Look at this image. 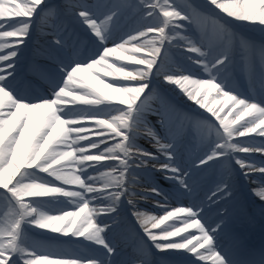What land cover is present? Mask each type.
Segmentation results:
<instances>
[{"label": "snow or ice", "instance_id": "1", "mask_svg": "<svg viewBox=\"0 0 264 264\" xmlns=\"http://www.w3.org/2000/svg\"><path fill=\"white\" fill-rule=\"evenodd\" d=\"M208 3L226 17L258 26L264 32V0ZM139 5L148 9L143 19L151 18V22L109 47L113 35L110 25L118 23L125 6L120 0H114L103 13L99 6L85 0L51 4L49 0H0V41L15 38L13 50L0 54V189L5 190L11 206L18 208L11 222L0 226V264H264V250L256 257L224 245L226 211L221 214L217 210L215 218L209 220L204 200L171 210L168 204L172 198L195 192L198 173L229 159L235 160L245 180L254 173L260 174L251 194L264 203V160L259 164L254 160L246 163L244 158L233 156L239 152L264 157V139L258 143L233 142L234 137L249 138L253 133V141L255 137L264 138V99L242 96L229 83L227 74L237 65L233 47L202 50L192 39L180 35L177 30L185 29V25L177 21H189L190 17L170 0H139ZM45 9L57 15L71 14L96 40L91 42L90 54L82 58L75 42L70 44L69 38L62 35L67 29L54 25L51 42L43 54L46 62L33 64L34 80L20 81L15 58L29 37L34 18ZM177 37L184 44L175 46L182 52L198 54V58L189 55L187 59L208 78L164 70L158 58L162 49L167 51L165 43L172 45ZM9 47L12 45L6 41L0 42V50ZM241 48L239 63L249 76L257 71L258 54L259 77L264 87V42L258 46L242 43ZM117 62H128L134 67L126 70L125 64ZM153 77H162L164 85L173 86V92L178 90L218 121V126L207 123L215 139L207 141V151L191 169L183 164L179 152L181 130L172 124L174 107L163 95L158 97L157 107L147 103L159 87H154ZM225 108L231 118L221 117ZM147 115L156 117L162 134L147 121ZM141 126L154 150L137 144ZM92 150H96L95 154ZM106 161L116 163H102ZM105 168L110 171H100ZM89 169L99 174H89ZM141 171L158 173L171 185L165 192L153 183L140 194L142 200L152 198L153 207L163 209L162 215H146L137 209L132 197L138 194L129 185L137 183ZM54 181L61 183L56 185ZM97 182L100 187L95 186ZM64 185L76 186L78 190ZM233 189L230 172L222 174L206 200L219 208L221 201L232 199ZM124 197H128L126 203L131 206L140 231L126 229L131 233L133 252L117 261L114 258L121 253L114 234L125 230L118 211ZM50 204L64 207L50 210L45 207ZM69 205L73 210H65ZM52 211L59 214H50ZM35 229L43 230L36 235L46 241L70 236L96 247L90 249L91 254L82 255L50 246H29L25 244V233ZM177 237L179 240L174 239Z\"/></svg>", "mask_w": 264, "mask_h": 264}, {"label": "bare ground", "instance_id": "2", "mask_svg": "<svg viewBox=\"0 0 264 264\" xmlns=\"http://www.w3.org/2000/svg\"><path fill=\"white\" fill-rule=\"evenodd\" d=\"M179 3L181 4L182 12H184L185 14H188L192 19H199V17L200 18H207L208 22H209V20H215V21L221 23L222 25H224L225 27H228L230 25H235V26L239 27L238 30L241 31L243 34L252 36V38L250 40H248L247 38H245V36L238 34V37L236 39L231 38V37H227L223 41V46L233 47V50L236 53V59H237V65L234 68L230 69L229 73L227 75H228L229 83L231 84V86L234 89H236L238 92H240L242 96H247L250 99L254 97L257 101L264 99V87H262V81L259 77V56H258V54L255 57V64H256L257 71H256V73L252 74L251 76H249L248 74H246L245 72L242 71V68H241L240 63H239V53L242 51V48H241L242 43H244V44L251 43L253 45L258 46L260 43L264 42V32L261 31L260 27L252 26L247 22H239V21L233 20L232 18L226 17L225 14L220 13L218 9H215L214 6H211L208 3V0H179ZM136 6H140L139 0H135V3L132 4V6H131L132 10H135L137 8ZM75 20H76L75 24H76L77 28H79V27L81 28L82 23H80L78 21V19H75ZM59 22H60V24H63L66 27H67V25H69L68 23H63L64 21L62 19ZM74 26L75 25H69L68 30L71 31L72 27H74ZM210 26H211V24H209V23H202L201 24V28L203 31V40L206 37V35H204L205 33H208V34L211 33ZM37 29H39V28L36 25L32 29V31H34V30L36 31ZM227 29H229V28H227ZM118 34L120 36H123L126 34L125 36H127V31L124 28V29H121L118 32ZM118 34H116V36L118 38H120ZM180 35H182V34L180 33ZM149 36L151 37V34H149ZM93 40H95V38ZM174 43L184 44V42L181 41L179 39V37H177L173 41V44ZM173 44L169 45L166 42L165 48L167 49V47H168L169 50L174 51L179 57L182 58V61H181V63L178 60H176L174 62L170 52L168 50L167 51L163 50L161 52V54L164 56V58H165L164 60L168 64L167 69H164V70L172 71V72L183 71L185 74L192 73L193 78H208L206 73H203L202 70L197 65L193 64L191 61H189L187 59V57L189 55H192L194 58H198V54L182 52L180 50V48H177ZM110 62H111V59H110ZM117 63H119V62H117ZM18 79L20 81L24 80L21 77V74H19ZM156 80L162 82L161 84L165 88V91L169 92V94L172 97H175L177 99H181V100H183V102H185L184 108H183V111H184L183 114H185L184 121L182 124H178V123L175 124L174 123L173 127L179 128L181 130V140H182V137L184 135V139L181 142V144L182 143H184V144H183V147L180 151L182 162L190 161L191 166H193L198 161L199 157H201L204 154V152L207 151V147L202 148V146H200L202 144L203 140H209V139H213L215 137L214 132L210 134L209 130H204L201 133V135H198V133L196 132L197 130L194 129V123L198 121L199 117L205 124H207L208 122H211L212 124L218 126V121H216L215 118L211 117L210 114L206 112V110L199 109L198 106L195 105L192 101H188L187 98L185 96H183L182 93L178 92V90H177V92H173V90H172L173 86L164 85L162 77L156 78ZM246 82H248V83L244 87V84ZM250 88L251 89L255 88L254 90H255L257 95L255 93H252L253 90L251 91ZM256 88L258 90H256ZM245 89L248 91L247 93H246ZM158 101H159L158 98H156L155 102L159 103ZM116 114L117 113H115L114 115H116ZM198 114H199V116H198ZM220 115L222 118L225 115H229V118H231V115L228 113L227 108H225V110L223 112H221ZM246 119H247V117H246ZM153 123H154V121H153ZM156 127H157V130L162 134L163 129H159L158 125H156ZM139 134L143 138H145V142H143V141L139 142L138 141L137 144L142 145L145 148H149L150 150H154V149H152L151 143L144 136L143 126H141ZM254 136H255V134L253 133V134H250L249 138L234 137L233 142L258 143L260 140L264 139L261 137H255V140L253 141V140H251V137H254ZM91 138L95 139L96 137L92 136ZM80 143L85 144L86 141H82ZM102 148H103V145H101V149ZM92 152H93V154H95L96 150H92ZM233 156H240V157L244 158L246 163L254 160V161H256L257 164H259L261 160H264V157L260 156V154H258V153L253 154V155H247L244 153L236 152V153H233ZM108 162H112V161H106V162H102V163H108ZM113 162L116 163L115 161H113ZM89 171H90V173L92 172L91 169H89ZM220 171H222V174L230 172V182L234 185V189H233L234 195H233L232 199L227 201V202L221 201L219 204V208H217V204L207 201L205 196H207V193L210 189H213L216 181H218L220 179V177L222 175V174H220L221 173ZM156 174L159 175L158 179L162 180V182H163V184H158V185L163 186L161 188L165 192L169 191V189L171 188V185L169 184V182L165 181L160 176V174H158V173H156ZM196 177L200 178V179L202 177L205 178V180L203 182H201V183H203V188L199 189V191H198V193L199 192L202 193L201 198L200 199L192 198L193 194L185 195V196L180 197V198H172L168 201L169 210H171V208H174L177 206H187L193 202L199 203L201 200H204L203 207L207 212V219L212 220L215 218L217 210L219 212H221L222 210L225 211V209H226V212L228 213V216L226 217V220L228 222V227L226 229L227 235H226L223 243L225 246H231L235 250L241 251L244 253H245V250L243 248V243L237 234L238 233L239 234H245V237H247L248 234H249V236L251 235L250 237L255 235L254 232H251L250 227H247L245 229L243 227L242 229H244V232L242 231V229L239 228L240 226H242V221L237 219V217L240 215V212L242 210H243V212L245 211V215L247 217V220L251 221L250 224L251 225L258 224L259 228L262 229V231L259 233L260 239H262L261 248L259 251L253 253L254 256H256V254L259 256L261 250H264V203L259 201L258 198L254 197L251 194V189L258 185V183H259L258 177H260V174L258 172L254 173L253 176L250 178V180L256 181V183H251L250 180H245L239 174V166H237L235 164V160L229 159L227 162L222 161L220 164H217L213 167L204 169L202 172L198 173ZM225 178L228 179L229 177L227 175H225ZM56 182L57 181H54V183H56ZM58 182L57 183L60 185L61 182L60 181H58ZM150 184H152V183H150V180L141 176L140 181L137 180L136 184H130L129 185L130 188H132V190H134L138 194L135 197H132L136 201L137 209H140L142 207L144 208L143 204H146V202L140 200L138 197L140 196V194H142L145 191V189L147 187L150 186ZM65 186H69L70 190H76L77 189L76 186H73V185H65ZM123 199L125 202L120 204L119 208H118V211L120 212V219H121V221L124 222V224L130 225L131 227L135 228L139 232L140 227L138 224H136L135 218L132 216V208H131V206L127 205V203H126L128 197H124ZM150 199H152V198H150ZM155 199H159V198H155ZM106 203L107 202H105V204ZM123 204H125V207H123ZM149 206H147L146 208L150 209V213H147V211H145V210L142 211L146 215H158V214L162 215L163 214V209L155 208V207H153V204H150ZM60 207H64V206L59 205L55 208H60ZM55 208H52V209H55ZM65 210H73V208H72V206L69 205V206L65 207ZM50 214H59V213L52 211V212H50ZM231 219H232V221H231ZM169 230H171V229H169ZM42 231L43 230L35 229V232H37V233L42 232ZM188 231L192 234L197 235V236L199 235V233L195 229H189ZM125 232H127L126 235L123 233L121 234L118 231L114 234V242L117 243V247L120 249V253H121L118 257L114 258L117 261L126 259L129 255H131L130 252H133V247L131 245H128V242H127L128 237L131 238V233L127 230ZM48 235H55V234L48 233ZM141 235H142V233H141ZM250 237H248V238H250ZM73 239H75V238H73ZM174 239L179 240L178 237L174 238ZM80 242H84L81 244L88 246L87 241L80 240ZM95 247H96L95 245L88 246L86 249V251H87L86 255L91 254L90 249L95 248ZM152 251L155 252V249H153ZM184 255L188 256L190 254L184 253ZM258 256H256V257H258ZM84 264H86V262H84ZM197 264H204V262L198 261ZM209 264H210V262H209Z\"/></svg>", "mask_w": 264, "mask_h": 264}, {"label": "rangeland", "instance_id": "3", "mask_svg": "<svg viewBox=\"0 0 264 264\" xmlns=\"http://www.w3.org/2000/svg\"><path fill=\"white\" fill-rule=\"evenodd\" d=\"M55 2L63 3V0H49L50 4L55 3ZM85 2L92 5V6H99L100 12L102 13L103 11H105V12L108 11L109 6H111L114 3V0H85ZM107 2H109L110 4L107 5ZM170 2L175 5L177 10H181L182 7H181V4L179 3V0H170ZM120 3L125 5V6L121 8L118 23H114V24L110 25V27L112 28V31H113V35H112V38L108 41L109 47L114 46V43H120V42H122V39L127 38V36H125L126 34L123 36H120L118 34V32L121 29L125 28L127 33L133 32V34H135V32H134L135 29L142 28L144 23L151 22V18H147V20L143 19V13L148 11V9L144 8L143 6H141V7L136 6L137 8L135 10H132L131 6H132V4L135 3V0H120ZM160 3H163V0H160ZM158 14H159V11H157V15ZM100 18L103 19V16L101 15ZM61 19L64 21L63 23H68L70 25L72 24L75 26L72 27L71 31H69L68 30L69 25H67V27H66L63 24H60L59 21H61ZM190 20H194V22H191ZM190 20L189 21H183V20L177 21V23L185 25V29H183V30L178 29L177 31L180 32L183 36H187L190 39H192L194 42H196L199 46L202 47V50H207L209 47L216 48V49L223 47V41L225 40V38L230 37L229 33L232 34L231 38H235V39L238 37V34L245 36V38H247L248 40H250L252 38L251 35H245L241 31H239L238 30L239 27L235 26V25H230L228 27H225L224 25H222L221 23H219L215 20H209V22H208L207 18H200V17H199V19H192L190 17ZM75 23H76V20L73 19L72 15L69 13H61V14L57 15L55 13H50L48 11V9L41 11L40 14L34 18V21L30 27L29 37L26 39L25 44L20 47L19 55H18V57L15 58L16 65H17V67H16L17 73L18 74L21 73L22 68H23L22 66H24L23 64H24L25 59H26L25 54L31 48H32V52L34 54L31 57L33 64L46 62L44 60L43 54L47 48V45L51 42L54 25H60V26L67 29L62 35L64 37L69 38L70 44L75 42V47L79 51L81 57L86 58L90 54L91 42L95 41L96 38L94 37V34H92L91 31L88 30L85 25L82 24L81 28L80 27L77 28ZM202 23L211 24V26H210L211 33L206 34V37L204 38V40L202 38V35H203V33H202L203 31L201 28ZM36 25L38 26V28L40 30L37 29L39 31H37L34 34V32L33 33L31 32V29H33ZM227 28H229V29H227ZM6 30H12V29H6ZM116 34H118L120 38H118L116 36ZM33 35H34V37H33ZM94 38H95V40H93ZM28 40H30L31 44L27 43ZM5 41L7 43H9L10 45H12V47L0 50V54L6 55V54H8V52L13 50V47H15V38H5ZM5 41H0V42H5ZM173 45H183V44L182 43H174ZM164 48H165V45H164ZM167 50L170 52L174 62L176 60H178L181 63V61H182L181 57H179L174 51L169 50L168 47H167ZM101 51H102V49H101ZM162 51H163V49H162ZM158 59L160 60V63L163 65V68L167 69L168 64L165 62L164 56L162 54H160V57ZM122 63L127 66L126 70H131L134 67L133 65L128 64V62H122ZM118 64H121V62H119ZM153 79H154V87L157 85L159 87H157L156 91L151 94V98L148 99L147 103L150 106H152L153 108L157 107L159 105V103L155 102L156 98L163 95L168 100L169 104L172 105L175 109V111L172 113V124L175 123V121H177L176 123L181 124L182 121L184 120V117H185V114H183L184 113L183 108H184L185 102H183V100H181V99H177L175 97H172L169 94V92L165 91V88L162 86L161 81L156 80L155 77H153ZM247 83L248 82H246L244 84V87L247 85ZM112 114L114 115L115 113H112ZM146 119L150 124H152V125L156 124L155 123L156 117H154L152 115H147ZM153 121H154V123H153ZM194 128L197 130L196 132L198 133V135H201V133L204 130H208L207 124H205L200 119V117H199L198 121L194 123ZM213 139H215V137ZM180 140H181V137H180ZM138 141L139 142L140 141L145 142V138H143L140 134H138L136 142H138ZM140 146H142V145H140ZM200 146H202V148L207 147V140H203V142ZM108 163L114 164L113 161L108 162ZM100 171L107 172V171H110V169L105 168V169H100ZM88 172H89V174H94V175L99 174V173H93V172L90 173L89 170H88ZM220 172H221L220 174H222V171H220ZM40 175L42 177H45L48 180H53L52 177H47L46 174L41 173ZM141 175L142 176L143 175L152 176V178L156 182H158V184H163L162 180L158 179L159 175H157V174H154V175L151 173L145 174L141 171L139 173V175L137 176L138 181L141 180V178H140ZM128 179L131 180L132 178L129 177ZM258 179L260 180V177H258ZM204 180H205L204 177H202L201 179L197 178L196 190L194 193H192L193 194L192 198L200 199L201 192L198 193V191H199V189L203 188V183H201V182H203ZM57 182H56V185H59L58 184L59 182L58 183ZM95 186L100 187L101 186L100 182H97V184ZM64 187H66L70 190L69 186L64 185ZM76 190H78V189H76ZM210 190L208 191L207 195L210 194ZM4 194H5V190L0 189V226H7L11 222L12 217L14 216L15 212L18 210V208H13L11 206L8 199L5 198ZM138 198L140 200H142L140 196ZM60 199L63 200L64 198H60ZM142 201H145V200H142ZM145 202L147 205L143 204L144 208L142 207L138 210H140V211L145 210V211H147V213H150V209H148L146 207L149 206L150 204H153V199H148ZM55 206H59V205L50 204V205H46L45 207L48 209H52ZM62 206H64V205H62ZM223 212H225V211L222 210L220 213H223ZM158 215H160V214H158ZM168 223H171V222H168ZM177 226H180V225H177ZM128 227H131V226L125 224V230H118V232L119 233L122 232L126 235L127 232H125V231ZM36 233L37 232H35V230L34 231L33 230L27 231L25 233V237H24L25 244H27L29 246H36V247H39L42 249L48 248L50 246L53 249H57V250L64 251V252L79 251L80 254H82V255L87 254L86 251L83 250V248H81L80 241H77L76 238L72 239V237L60 236L59 238L61 240H63L64 243L67 244L66 246H63L62 242L46 241L43 239V237L41 235H36ZM127 242H128V245L132 244L130 237H128Z\"/></svg>", "mask_w": 264, "mask_h": 264}]
</instances>
